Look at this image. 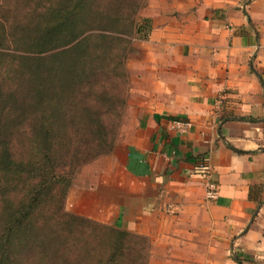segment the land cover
Returning <instances> with one entry per match:
<instances>
[{"label":"crops","instance_id":"crops-1","mask_svg":"<svg viewBox=\"0 0 264 264\" xmlns=\"http://www.w3.org/2000/svg\"><path fill=\"white\" fill-rule=\"evenodd\" d=\"M140 13L151 29L129 69L135 123L81 167L65 205L186 249L210 243L209 264H264V0H146ZM201 163L218 185L211 202Z\"/></svg>","mask_w":264,"mask_h":264},{"label":"trees","instance_id":"trees-1","mask_svg":"<svg viewBox=\"0 0 264 264\" xmlns=\"http://www.w3.org/2000/svg\"><path fill=\"white\" fill-rule=\"evenodd\" d=\"M0 1V264H145V236L64 207L113 150L143 0Z\"/></svg>","mask_w":264,"mask_h":264},{"label":"rangeland","instance_id":"rangeland-1","mask_svg":"<svg viewBox=\"0 0 264 264\" xmlns=\"http://www.w3.org/2000/svg\"><path fill=\"white\" fill-rule=\"evenodd\" d=\"M145 3H146V0H143V4H142L140 9L143 8ZM0 4H2V1H0ZM140 9H139V11H140ZM137 17H138V21L141 22L142 21L141 17H143L141 15V13L139 14V12H138ZM142 40H144V39H142L141 35L131 36V48L129 51L126 52V54L124 56L123 62H124V66H125L126 73H127V77H126L127 82L123 86H121V93H122L121 96L123 97L125 103H124V105L120 111L121 116L119 118L114 119L115 123L117 122V126L114 128V146H113V149L115 148V146L117 144L119 146H121V144H122L123 135L121 134V128L123 126L124 127H130L135 123L134 120L128 118V116L133 111H135V106H136L135 105V103H136L135 102L136 101V97H135L136 96V81L134 79L133 80L131 79L129 69H131L132 71H135V68H136L135 66L137 65L138 62H141V60H142L141 59L143 56V53H142L143 48H141ZM112 152H113V150H111L110 152L104 153L102 155L110 154ZM123 152H124V150H123ZM123 152L121 151V153H123ZM102 155H99V156H102ZM99 156H97V157H99ZM96 158H94V159H96ZM90 161H92V160H90ZM89 162H87V163H89ZM87 163L81 165L78 168V170L76 171V173L74 175V179H75V176L77 175V173L80 172L81 167H83ZM73 181H72V183H73ZM66 198H67V196H66ZM65 202H66V199H65ZM65 202H64L65 209L69 212L74 213L73 211H71V208L69 210L68 207H66ZM172 204H174V203H172ZM68 205H70V201H69ZM97 210L98 209L95 210L96 213H97ZM164 210H165V207H164ZM177 213H178V209L176 207V212L173 215H176ZM90 214H94V211H92ZM90 219L95 220L92 217ZM95 221H98L99 223H103V222H100L99 220H95ZM103 224H106V223H103ZM106 225H109V224H106ZM110 226H114V225H110ZM132 233H134V232H132ZM143 244H144L143 245V254L145 256V259H143V260H144L145 264H185V263L186 264H190V263L198 264L201 256H202V259L204 261L202 260L203 263H199V264H209V262H211V260H212L211 258L213 256L212 255L213 250L211 248L213 245H210V243H209L210 248L207 249L208 244H206V249L204 251V249L200 248L199 246H196L195 248L186 249L184 246H179L178 245L179 243H177V242H170V239H168L167 237H159L156 239H152V237L145 236V243H143ZM181 244H182V242H181ZM237 252H238V250H237ZM244 261H245V264H260L259 260H254V258H252V259L246 258V259H244Z\"/></svg>","mask_w":264,"mask_h":264},{"label":"built area","instance_id":"built-area-1","mask_svg":"<svg viewBox=\"0 0 264 264\" xmlns=\"http://www.w3.org/2000/svg\"><path fill=\"white\" fill-rule=\"evenodd\" d=\"M173 126L178 129L184 130L188 127V123L179 120V121H174ZM200 166H201L202 176L204 178L205 201L211 202L217 196L218 185L212 179V176H211V173L208 167L204 163H201ZM165 212L171 215L175 214L176 206L172 203H168L167 205H165Z\"/></svg>","mask_w":264,"mask_h":264},{"label":"water","instance_id":"water-1","mask_svg":"<svg viewBox=\"0 0 264 264\" xmlns=\"http://www.w3.org/2000/svg\"><path fill=\"white\" fill-rule=\"evenodd\" d=\"M257 213V210L254 212V215ZM252 221V218L250 219V221H249V223ZM248 226V225H247ZM247 228V227H246ZM246 228L244 229V231L246 230ZM244 231H242V233L244 232ZM241 233V234H242ZM237 264H240V262L237 260Z\"/></svg>","mask_w":264,"mask_h":264}]
</instances>
